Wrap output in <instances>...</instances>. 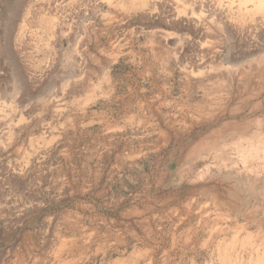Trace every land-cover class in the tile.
<instances>
[{"label":"rangeland","instance_id":"rangeland-1","mask_svg":"<svg viewBox=\"0 0 264 264\" xmlns=\"http://www.w3.org/2000/svg\"><path fill=\"white\" fill-rule=\"evenodd\" d=\"M0 264H264V0H0Z\"/></svg>","mask_w":264,"mask_h":264},{"label":"bare ground","instance_id":"bare-ground-1","mask_svg":"<svg viewBox=\"0 0 264 264\" xmlns=\"http://www.w3.org/2000/svg\"><path fill=\"white\" fill-rule=\"evenodd\" d=\"M260 4H261V3H260ZM260 4H259V5H260ZM2 51H3V50H2Z\"/></svg>","mask_w":264,"mask_h":264}]
</instances>
